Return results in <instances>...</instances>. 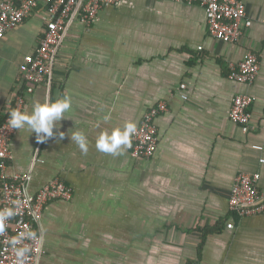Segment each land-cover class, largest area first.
I'll return each instance as SVG.
<instances>
[{
  "label": "crops",
  "instance_id": "1",
  "mask_svg": "<svg viewBox=\"0 0 264 264\" xmlns=\"http://www.w3.org/2000/svg\"><path fill=\"white\" fill-rule=\"evenodd\" d=\"M243 1L252 25L237 42L213 37L204 8L177 0H121L89 26L69 23L53 74L24 93L22 110L70 96L64 139L38 143L15 130L4 169L31 174V193L54 178L74 190L44 210L39 264H187L198 258L195 228L210 230L198 264H264V214L229 208L241 172H259L264 193V0ZM43 27L39 10L0 39V114L15 109L20 65L36 53ZM249 52L260 70L252 84L239 83L229 74ZM238 93L253 99L247 131L230 118ZM159 101L168 110L156 120L153 157L96 149L102 132L138 126ZM76 131L88 139L86 154L71 141Z\"/></svg>",
  "mask_w": 264,
  "mask_h": 264
},
{
  "label": "built area",
  "instance_id": "2",
  "mask_svg": "<svg viewBox=\"0 0 264 264\" xmlns=\"http://www.w3.org/2000/svg\"><path fill=\"white\" fill-rule=\"evenodd\" d=\"M202 6L210 34L227 42L239 41L246 27L252 25L243 0H177ZM121 0H0V39L6 32L22 24L29 16L42 10L44 27L35 54L27 55L20 65L25 91L15 95V109L24 108V93H33L36 87L48 82L54 69L60 45L69 23L78 18L91 25L101 9L120 4ZM260 70V58L249 52L237 65L232 66L230 78L252 84ZM181 89H186L182 84ZM182 98L187 99L184 92ZM252 96L238 93L233 99L230 118L247 131L252 118ZM168 110L165 101H159L144 114L128 147L136 158L153 157L159 145L157 118ZM9 116L0 128V159L2 188L0 211L12 209L14 215L2 221L0 228V264H39L44 254V237L40 224L46 206L56 200H71L72 186L54 178L37 192L28 190L32 179L29 173L9 174L4 169L11 158L10 140L16 129L10 128ZM259 148V147H258ZM259 161L264 164V158ZM259 172H241L232 188L229 201L231 212L239 217L264 214V193L259 189ZM228 223V227H233Z\"/></svg>",
  "mask_w": 264,
  "mask_h": 264
},
{
  "label": "clouds",
  "instance_id": "3",
  "mask_svg": "<svg viewBox=\"0 0 264 264\" xmlns=\"http://www.w3.org/2000/svg\"><path fill=\"white\" fill-rule=\"evenodd\" d=\"M71 107L72 100L68 95L51 102L48 100L35 102L31 111L12 110L9 113L8 124L10 128L26 129L30 134L35 133L38 143H46L52 138H57L58 141L63 140L65 133L60 131V121L66 118L65 113L70 111ZM135 132V122H127L122 127L114 128L110 132L104 131L96 140V149L113 156L120 155L126 147L131 145V137ZM70 137L82 153L88 152L89 142L82 132H73ZM12 215H14L12 209L0 211V228H2V221Z\"/></svg>",
  "mask_w": 264,
  "mask_h": 264
},
{
  "label": "trees",
  "instance_id": "4",
  "mask_svg": "<svg viewBox=\"0 0 264 264\" xmlns=\"http://www.w3.org/2000/svg\"><path fill=\"white\" fill-rule=\"evenodd\" d=\"M24 91H25V86H23L19 92L23 93ZM12 110H13V108H12ZM12 110H9L7 113L0 114V128L2 127L3 123L5 122L6 118L9 116V113ZM1 164H2V160L0 159V194H1V188H2ZM208 229L209 228H195V230L197 232L201 233V241H200V243L198 245V258L196 260H189L187 262V264H198V262L200 261L201 256H202V248H203V245H204V242H205V238H206L207 234L210 233V230H208Z\"/></svg>",
  "mask_w": 264,
  "mask_h": 264
}]
</instances>
